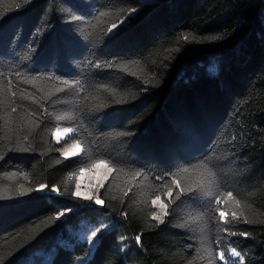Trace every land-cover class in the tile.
I'll return each mask as SVG.
<instances>
[{"label": "trees", "instance_id": "16d2710c", "mask_svg": "<svg viewBox=\"0 0 264 264\" xmlns=\"http://www.w3.org/2000/svg\"><path fill=\"white\" fill-rule=\"evenodd\" d=\"M0 13V264H264V0H0ZM59 127L72 131L56 142ZM101 160L97 205L73 193ZM207 165L215 195L189 191Z\"/></svg>", "mask_w": 264, "mask_h": 264}, {"label": "snow or ice", "instance_id": "6c2138e0", "mask_svg": "<svg viewBox=\"0 0 264 264\" xmlns=\"http://www.w3.org/2000/svg\"><path fill=\"white\" fill-rule=\"evenodd\" d=\"M24 2L27 3V2H30V0H24ZM19 6L20 5L17 4V7H19ZM3 15H4V13H0V18H2ZM121 23H123V21ZM117 28H118V25L113 24L112 25V28L109 29V32H111L112 30L117 29ZM185 39H187V37H185ZM67 131L71 132L72 129H68ZM63 135H64V133H61V132H57L56 133V136H57V139L58 140ZM78 150L82 151L81 146H80V144H75V145H72V148L71 149L64 150L62 154L65 157H67L69 155L75 156V155L78 154ZM92 167H94V168L105 167V168L108 169V172L109 173H111L113 171V169L110 168V167H108V164L105 161H103V160L99 161L96 164H93ZM84 171H85L84 169H81V173H83ZM182 171L185 172V173H187L189 171V169L184 168V169H182ZM205 172H206V176L202 173L198 177V182L196 184L192 185L191 188H189V191H193L194 189L199 188L201 190L207 191V193L209 195H215V173L212 170L211 165H207L205 167ZM135 175L138 177L141 174L139 172H137ZM172 183L175 184L178 188L180 187V182L178 180L173 179ZM45 189H46V185L41 184L39 186V188L37 189V191H45ZM55 191H57V189L52 188V189L48 190L46 192V194H50L51 192H55ZM183 192H184V189H181V193H183ZM21 194H25V193H21ZM73 195H75V196H81L82 194L79 191H76L75 193H73ZM166 195H168L169 197H171L172 190L170 188L168 189V192L166 193ZM85 199H89L90 200V199H92V197H91V195H87V196H85ZM227 199H234L233 193L231 191L227 192ZM95 203L97 205H103L104 202L97 197L96 200H95ZM152 203L154 205L157 204V203H159L160 204V207L162 209H166L167 208V205L163 204V202L161 201L160 196H156V198L152 201ZM216 203L217 204L220 203V200H219L218 197L216 198ZM235 203H236L237 207L240 206V202L238 200H236ZM64 214L65 213H63V212H60L59 213L60 216H63ZM167 214L168 213L165 211L164 212V215H167ZM219 215H220L221 218H225L226 217V213L224 211H220ZM232 216H233V218H238L237 217V214L235 212L232 213ZM153 219H156V220H159V221L163 222L162 217L160 215H157L156 213H153ZM102 230H103L102 227H97L95 230L91 231L90 236L87 237V242L88 243H93L94 242V238H96L98 236V234ZM136 239H137V241H139L140 240V237L137 236ZM208 254H209V256H212V253L211 252H209ZM218 255H219V260H225V255H224L223 252L219 253ZM231 256L232 257H238L240 262H243V260H244V257L241 255V253L238 252V251H236V249H234V248L231 249ZM230 264H237V262L232 261V262H230Z\"/></svg>", "mask_w": 264, "mask_h": 264}, {"label": "rangeland", "instance_id": "374dc122", "mask_svg": "<svg viewBox=\"0 0 264 264\" xmlns=\"http://www.w3.org/2000/svg\"><path fill=\"white\" fill-rule=\"evenodd\" d=\"M68 129L69 128L59 127L56 130L55 135H54L55 141L60 142L63 139H65L70 134V132L67 131ZM57 132L64 133V135L61 136L59 140L57 139V136H56ZM75 144H78V143H73V144L65 147L62 150V153L66 149H71L72 145H75ZM78 153H80V150H78ZM70 156H73V155H69L67 157H70ZM109 174L110 173L108 172V169L105 167H99V168H94V169L89 170V171H84L79 176L78 187H77L76 191H79L82 194L81 195L82 197H85L87 195H91V197L96 200V198L98 197V191H99L100 187L103 185V183L106 181V179L108 178ZM155 205L157 207V215L162 216L165 212V209H162L160 207L159 203H157Z\"/></svg>", "mask_w": 264, "mask_h": 264}]
</instances>
